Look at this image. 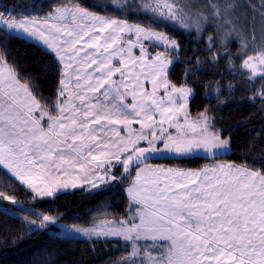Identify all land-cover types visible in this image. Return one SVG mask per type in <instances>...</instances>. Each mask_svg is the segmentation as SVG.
Returning a JSON list of instances; mask_svg holds the SVG:
<instances>
[{"label":"snow or ice","instance_id":"1","mask_svg":"<svg viewBox=\"0 0 264 264\" xmlns=\"http://www.w3.org/2000/svg\"><path fill=\"white\" fill-rule=\"evenodd\" d=\"M92 6L106 11L99 0ZM206 6L209 14H191L179 0H133L125 10L146 14L144 26L98 15L72 0L46 13L0 11V35L38 42L60 73L56 101L42 103L30 87L35 81L7 61V42L0 43V174L34 200L84 185L91 191L127 184L126 218L94 221L89 228L63 226L88 239L122 242L121 264H264V170L149 164L156 156L216 159L231 151L207 110L189 118L194 93L187 76L201 70L200 57L185 71L184 85L172 83L168 69L178 62L173 58L180 45L156 25L195 29L197 38L204 24L215 25L219 47L213 48L209 35V62L215 65L222 55L234 69L238 57L241 75L261 84L249 99L264 104V39L255 44L254 24L256 16L264 21V0H208ZM245 10L253 22L248 36L237 23ZM230 37L239 43L236 53L228 49ZM233 88L228 85L230 94ZM215 94L219 100L218 82ZM0 201L7 204L0 205V216L19 220L29 235L58 224L57 217L25 209L11 193L0 190Z\"/></svg>","mask_w":264,"mask_h":264},{"label":"trees","instance_id":"2","mask_svg":"<svg viewBox=\"0 0 264 264\" xmlns=\"http://www.w3.org/2000/svg\"><path fill=\"white\" fill-rule=\"evenodd\" d=\"M73 3L87 10L105 15L117 16V12L109 6L106 11L93 7L92 0H72ZM258 2V0H249ZM61 4V0H36L23 5L21 0H0V11L13 13L17 16L46 13ZM241 5L244 0H241ZM35 5V7H33ZM246 20L244 30L249 33L250 11H243ZM239 17V16H238ZM249 17V18H247ZM260 16H256V20ZM136 23L144 25L147 16L141 15ZM163 29L166 34L180 45V55L173 58L174 62L168 70V79L178 87L184 85L185 71L196 67V57H200L201 70L187 76V85L194 96L190 101V112L193 117L207 110L214 117L212 121L222 138L229 139L231 151L216 159L203 156L190 158H165L151 162L178 166L186 169H200L210 161H225L238 166L247 164L264 170V104L259 98L255 103L249 99L255 90L261 87L259 79L252 84L242 75L240 60L233 56L234 69H229L228 62L221 55L215 65L209 62L207 37L213 36V48L219 47V40L212 29L197 38L193 32H186L166 23L158 24L155 30ZM250 39V38H249ZM251 40H249V43ZM7 42L3 49L9 63L15 62L17 71L35 81L34 87L49 105L57 99L60 73L56 71V61L47 54L43 47L30 40L0 35V43ZM230 52L238 50L236 40L227 44ZM254 44H251V48ZM191 60V63H189ZM234 72V74H233ZM220 87V99L216 98L215 88ZM234 85L231 94L228 85ZM127 184L112 182L107 188L88 191L87 187L61 191L53 197L32 199V194L18 184H13L0 174V190L13 194L19 202L32 206L38 211L57 217L67 225L90 226L97 218L115 220L126 218L129 203L125 189ZM3 202V201H1ZM7 206L6 202H3ZM22 237V239H21ZM125 255L122 242L116 240H94L63 238L53 231L40 230L27 234L17 219L0 216V264H121Z\"/></svg>","mask_w":264,"mask_h":264},{"label":"rangeland","instance_id":"3","mask_svg":"<svg viewBox=\"0 0 264 264\" xmlns=\"http://www.w3.org/2000/svg\"><path fill=\"white\" fill-rule=\"evenodd\" d=\"M36 0H21V4L23 5H28V4H31L33 2H35ZM93 1V0H92ZM133 0H99V3H101L102 5L104 6H109L111 7V9H114L117 13V16H114L112 15L114 18H117V19H126L127 22L129 24H134L136 23L135 19L139 18L141 15L143 16H147L146 14L142 13V12H136L135 10H125V8L127 7L128 4L132 3ZM137 3H139V0H136ZM213 2H219L221 4L224 3V0H213ZM179 3L180 4H187L189 5L190 7L186 8L185 10L186 11H189L191 14H196L198 12H204L206 15L209 14V9L207 8V4H208V0H179ZM238 3H241V0H238ZM121 5H124V8L121 7ZM90 11V10H88ZM98 15H102V14H99L97 13ZM251 16V15H250ZM249 16V17H250ZM247 17V18H249ZM209 19H211V17L209 16ZM250 19V18H249ZM237 23L240 27H242L244 29V26H245V23H246V20L245 18L243 17V14H239V17H238V20H237ZM168 24V23H166ZM254 24H255V36H256V41H255V44H259L260 41L262 39H264V31H262V28H264V21H262L261 17H259L257 20L255 19L254 21ZM171 25V24H169ZM141 26H144V25H141ZM2 27V26H0ZM177 27V26H175ZM179 28V27H177ZM181 29V28H179ZM209 29H212V31L214 32V36L219 40L218 38V35L215 31V25L211 24V23H206L203 25V31L200 35V37H204V33L209 30ZM249 29V31L251 30L250 28H247ZM155 30V29H154ZM181 30H184L186 32H193L195 33V29H192V30H185V29H181ZM158 31V30H157ZM196 34V33H195ZM244 35L245 36H248L249 33L245 34V30H244ZM171 38V37H170ZM250 38V37H249ZM173 39V38H172ZM236 40L235 37H230L227 41V44H230L231 41H234ZM251 40V39H249ZM32 41V40H30ZM237 41V40H236ZM32 42H35V41H32ZM219 42V41H218ZM238 42V41H237ZM251 44L253 43L252 41H250ZM37 44H39L38 42H35ZM251 44L249 43V50H250V47H251ZM40 45V44H39ZM42 46V45H41ZM238 46H239V43H238ZM153 49L150 47L149 48V52H152ZM237 52V51H236ZM235 52V53H236ZM139 53V50L138 49H135L134 50V54H138ZM236 57V56H234ZM238 58V57H236ZM239 59V58H238ZM169 70V69H168ZM194 93V92H193ZM162 94V93H161ZM192 97L189 99V103H188V107H187V111L188 113H190V101H191ZM189 118L190 119H196L197 117H192L191 115H189ZM199 118V117H198ZM213 123V122H212ZM134 128H139L138 127H135V125H133ZM226 153H229V152H224L222 154H220L219 156L223 155V154H226ZM198 156H204L206 157L204 154H200ZM193 157H196V156H193ZM154 158H174V157H171V156H168V157H161V156H156ZM190 158V157H189ZM214 162V161H213ZM224 163V162H223ZM228 164V163H227ZM152 166H154V164H152ZM154 167H164V168H170L168 166H165V165H158V166H154ZM195 170V169H193ZM198 170V169H196ZM114 171H116V169H114ZM84 187H87L89 188L88 185H84ZM104 187L103 185L101 186V188ZM77 189V188H75ZM71 190H74V189H71ZM62 191H65V190H62ZM67 191V190H66ZM0 205H4L5 204L3 202L0 201ZM23 206L25 209H28V208H34L32 206H28L26 204L23 203ZM35 209V208H34ZM37 212H40L38 211L37 209H35ZM42 213V212H41ZM44 214V213H43ZM20 215H24L23 213H21ZM49 215V214H47ZM55 217V216H54ZM58 219V218H57ZM103 219H109V218H97L95 221H100V220H103ZM111 219V218H110ZM64 225H67L63 222H61L59 219H58V224L56 226H50V228L48 229L49 231H53V233L59 237H63V238H75V239H86V240H89V241H94L96 240L95 238L93 239H88L87 237H84V236H81L79 234H76V233H69L63 226ZM68 227H73V226H79V227H83V228H89V227H92V225L90 226H80V225H67ZM121 262V260H120Z\"/></svg>","mask_w":264,"mask_h":264},{"label":"crops","instance_id":"4","mask_svg":"<svg viewBox=\"0 0 264 264\" xmlns=\"http://www.w3.org/2000/svg\"><path fill=\"white\" fill-rule=\"evenodd\" d=\"M189 115L192 116L191 112L189 113ZM193 117V116H192ZM139 125H135V127H138ZM224 155V154H223ZM204 157V156H203ZM157 159H165V158H152L151 160H149V164H154V166H162V165H165V166H168L170 168H181V167H178V166H169V165H166V164H159V163H154V162H151L152 160H157ZM224 162V163H223ZM232 164V163H229V162H225V161H210L209 163H207L205 166H203L202 168L206 167V166H212V165H215V164ZM183 169H186V168H183ZM201 169V168H200ZM196 170V169H195ZM199 170V169H198ZM78 188H81V187H78ZM71 190V189H69ZM66 191V190H65ZM158 253H156L155 251L153 252V255H157Z\"/></svg>","mask_w":264,"mask_h":264}]
</instances>
